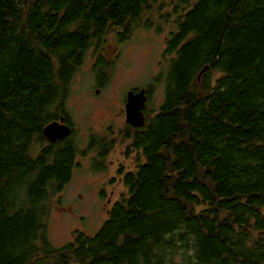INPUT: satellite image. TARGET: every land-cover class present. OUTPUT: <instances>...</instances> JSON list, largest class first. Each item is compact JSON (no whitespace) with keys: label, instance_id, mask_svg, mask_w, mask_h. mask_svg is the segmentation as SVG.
<instances>
[{"label":"trees","instance_id":"1","mask_svg":"<svg viewBox=\"0 0 264 264\" xmlns=\"http://www.w3.org/2000/svg\"><path fill=\"white\" fill-rule=\"evenodd\" d=\"M169 3L0 0V264H264V0ZM139 30L168 31L144 88L150 105L163 86L162 103L123 135L138 159L117 170L126 193L101 228L54 247L51 201L80 148L77 133L51 143L43 128L68 118L89 52L104 87L109 38Z\"/></svg>","mask_w":264,"mask_h":264},{"label":"rangeland","instance_id":"2","mask_svg":"<svg viewBox=\"0 0 264 264\" xmlns=\"http://www.w3.org/2000/svg\"><path fill=\"white\" fill-rule=\"evenodd\" d=\"M171 0H166L170 4ZM170 24L163 25L166 30ZM168 31L162 34L139 30L130 40L118 43L109 38L106 51L101 53L107 63L108 83L100 87L96 80L97 60L89 52L71 84V94L66 102L67 119L76 131L79 148L86 146L88 136L95 140L104 132H116L124 128L126 93L132 89H144L147 83L164 68L162 55L164 40ZM163 86L156 84L152 101L147 105V113L154 111L162 103ZM83 145V146H81ZM40 144H36L38 150ZM124 144L119 141L112 154L105 160L107 169L97 173L93 167L94 154L90 152L77 156L76 167L71 181L53 198L46 225V237L51 245L61 248L72 242L78 232L95 234L107 218L108 210L118 201L126 189L121 185L122 174L117 170L134 169L137 155L129 152L121 154ZM104 198H100V193ZM187 255L175 259L184 263ZM185 264V263H184Z\"/></svg>","mask_w":264,"mask_h":264},{"label":"water","instance_id":"3","mask_svg":"<svg viewBox=\"0 0 264 264\" xmlns=\"http://www.w3.org/2000/svg\"><path fill=\"white\" fill-rule=\"evenodd\" d=\"M209 71L208 66L204 67L197 78L201 81L202 77ZM149 91L146 89L130 90L126 93L125 104V123L132 126L134 129L143 128L145 125V118L143 110L148 101ZM72 132V128L64 123V119L49 123L43 128L42 135L46 141L54 143L61 141Z\"/></svg>","mask_w":264,"mask_h":264},{"label":"flooded vegetation","instance_id":"4","mask_svg":"<svg viewBox=\"0 0 264 264\" xmlns=\"http://www.w3.org/2000/svg\"><path fill=\"white\" fill-rule=\"evenodd\" d=\"M124 101V107H125V104H126V100L125 98L123 99ZM148 102H149V96H148V101L146 103V106H145V109L143 110V115H144V118H145V125L144 127L146 126L147 124V118H148V113H147V105H148ZM61 119V117L59 118V120ZM64 123L66 125H69L71 128H72V132L69 136H67L66 138H64L63 140L65 139H68L70 137H72L73 135H75L76 131L73 129L72 127V124H70V122L67 121V119L64 120ZM124 128L118 130L117 132L115 130H108L107 132H104L103 135L101 137L99 136H95V141H93L91 138H88V140H86V146L83 148V149H79L80 152L78 154V156L80 154H82V152L84 153V157H86L90 152H92L94 154V157H93V161H95L96 163H98V165H104L105 168H107V163H105V160L112 154L113 152V149L115 147V145L119 142V141H122L123 144H124V149H123V152H121V154H124V156H126V153L128 152V145L129 143H127L125 140H124V136L126 134V129L128 126V124L125 123L124 121ZM132 129H134L132 126H130ZM141 129V128H140ZM110 133H112V136H110ZM63 140L61 141H56V142H62ZM111 142V145L108 146V143ZM83 146V145H81ZM132 154H136L134 151L131 152ZM129 154V158H131L132 154Z\"/></svg>","mask_w":264,"mask_h":264},{"label":"bare ground","instance_id":"5","mask_svg":"<svg viewBox=\"0 0 264 264\" xmlns=\"http://www.w3.org/2000/svg\"><path fill=\"white\" fill-rule=\"evenodd\" d=\"M198 78V77H197Z\"/></svg>","mask_w":264,"mask_h":264}]
</instances>
